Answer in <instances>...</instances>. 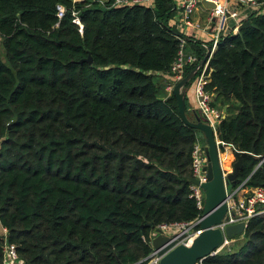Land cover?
<instances>
[{"label": "trees", "instance_id": "obj_1", "mask_svg": "<svg viewBox=\"0 0 264 264\" xmlns=\"http://www.w3.org/2000/svg\"><path fill=\"white\" fill-rule=\"evenodd\" d=\"M151 1L0 0V264L4 240L24 264H145L158 224L198 215L188 178L205 139L159 96L181 34L174 1ZM260 6L220 37L204 88L226 106L221 151L246 152L233 184L264 187ZM182 37L198 61L211 45ZM233 238L201 264H264V214Z\"/></svg>", "mask_w": 264, "mask_h": 264}, {"label": "built area", "instance_id": "obj_2", "mask_svg": "<svg viewBox=\"0 0 264 264\" xmlns=\"http://www.w3.org/2000/svg\"><path fill=\"white\" fill-rule=\"evenodd\" d=\"M207 1L213 3V8L205 7L202 2ZM180 17L178 18V27L180 28H196L195 21L193 19V13L197 6H204L207 10V22L209 24L210 31L212 33L209 46L210 51L204 62L200 64L197 56L192 51L185 49V39L182 37L184 33L179 32V49L176 57L170 65V73L172 82L166 85V88L172 93L175 84L185 76V70L187 66L194 65V75L197 78L194 82V93L196 108L204 118L214 134L217 136L216 130L220 120L223 118V111L212 105V93L205 90V76L209 58L211 57L218 40L224 34L221 33L226 26L228 17H233L236 10H240L243 6L249 5L259 10L260 5L264 4V1L258 2V0H178ZM113 4L117 6H131L134 4H144L147 6L152 5L151 0H113ZM75 22L79 24L78 19ZM239 23V22H238ZM207 52V45H204ZM206 54V53H205ZM193 75V76H194ZM217 141L219 142L218 138ZM207 164L205 154V144H203L199 138L193 144L191 151V170L192 177L196 178L199 182L198 185L190 183L191 194L190 197L194 198L196 207L199 211L198 215L190 221L160 223L149 233V244L151 246L152 239L158 234L159 230L162 234L172 237L176 244L188 245L193 238L199 232V224L203 218V206L204 198L202 196L203 189L201 184L207 181L206 171L203 169ZM226 173L231 171L225 170ZM248 177L237 184H230L225 187V204L226 211L221 219V222L216 225L224 231L227 225L243 222L246 228L250 218L260 216L264 214V187L262 186H250L247 184ZM4 235L6 230L3 229ZM234 239H225L223 248L228 246ZM152 248V246H151ZM221 251V250H220ZM218 251V252H220ZM216 252V253H218ZM162 254L158 250L152 248L151 252L142 258L139 262H145V264H158ZM3 264H24L20 259L16 245L9 243L6 240L3 242Z\"/></svg>", "mask_w": 264, "mask_h": 264}, {"label": "water", "instance_id": "obj_3", "mask_svg": "<svg viewBox=\"0 0 264 264\" xmlns=\"http://www.w3.org/2000/svg\"><path fill=\"white\" fill-rule=\"evenodd\" d=\"M202 4L207 8L214 7L211 2L203 1ZM209 51L210 48L208 46L207 52L200 61V64L206 60ZM82 61L91 64L92 58L88 55ZM194 71L195 69L191 70L178 81L173 87L172 93L176 98L178 111L182 120L201 131L205 137L207 164L203 169L206 171L207 181L201 184L203 189L202 196L204 198L203 218L199 224L198 234L188 245L176 244L172 237L164 235L157 230L158 234L152 239L151 246L162 254L158 264H201L204 258L214 255L223 249L225 239H233L234 236L243 234L245 230L243 222L227 225L224 231L216 227L221 222L226 211L225 187L234 183L238 170L242 166V155L246 152L233 151L235 161L232 163L231 172L226 173L222 168L220 160V142L217 141V136L211 127L203 119L197 118V122H192L187 118L182 88L193 77ZM225 113L226 106L223 109V118L225 117ZM188 181L194 185L199 184L198 180L194 177H189Z\"/></svg>", "mask_w": 264, "mask_h": 264}, {"label": "crops", "instance_id": "obj_4", "mask_svg": "<svg viewBox=\"0 0 264 264\" xmlns=\"http://www.w3.org/2000/svg\"><path fill=\"white\" fill-rule=\"evenodd\" d=\"M173 1L175 4L176 13L173 16V18L170 20V23L175 25L176 28L178 29V31L179 30L182 31L185 36H189L190 38H192L195 41H200L203 43L210 42L212 33L210 31L209 24L207 22L208 12L207 13L204 12V10H206L205 7L203 5H202L203 7H201V8L199 6H197V8L195 9V11L193 13L192 17L197 23L196 28H188V27L180 28V27H178L177 24H178V20H179L178 18L180 17V13H181L180 11L181 10L179 9L178 0H173ZM256 11H258V10L252 6H249V5L243 6L240 10H236L235 11L236 14L233 17H228V20L226 22V26L222 30L221 33H225L227 30H230L232 28L236 29V27L238 25V21L240 20V18L243 19V18L247 17L250 13H253ZM197 21H200V22H197ZM160 75L166 79V85L173 81L169 74L161 73ZM196 78L193 81H191L190 83H189V81H190L189 80L182 88L183 98H184V103H185V114L187 111L190 118H188L187 115L186 116L192 122H197V118L200 120L202 119L201 114L199 113V111L196 108V102H195L194 82H195ZM207 78H208V75L205 76V83L207 82ZM166 85L164 87V94H163L164 97L171 94V92L166 88ZM212 95H214V94H212ZM215 107H217V106H215ZM224 107L225 106H223V108H221L222 111H223ZM200 133H201V135H203V133L201 131H200ZM203 137H204V135H203ZM204 139H205V137H204ZM199 140L203 143V141L201 140V137L199 138ZM203 144H205V141ZM233 151H234V149L232 146L226 145V146H224V149L222 150L223 153H221V154L225 155L226 158L231 159V162H232L233 156H234ZM220 160H221L222 168L224 170H227L223 167V161H222L221 157H220ZM228 171H230V169L227 170V172Z\"/></svg>", "mask_w": 264, "mask_h": 264}, {"label": "rangeland", "instance_id": "obj_5", "mask_svg": "<svg viewBox=\"0 0 264 264\" xmlns=\"http://www.w3.org/2000/svg\"><path fill=\"white\" fill-rule=\"evenodd\" d=\"M73 1H76V2H83V1H85V0H73ZM200 8L201 7H203V6H199ZM204 12L205 13H207V10H204ZM242 18H240V20H241ZM239 20V21H240ZM195 21V20H194ZM238 21V22H239ZM197 22H200V21H197ZM195 24L197 25V23H196V21H195ZM0 57H1V59L5 62V57H4V53H3V49H2V46H1V41H0ZM154 80L155 81H157L158 83H159V96H163V94H164V87H165V85H166V79L165 78H163L160 74H158V75H154ZM203 120H204V118H202ZM221 151V150H220ZM221 153H223L222 151H221ZM235 161V158H234V156H233V160H232V162H231V159H228L227 158V160L225 161V162H223V167L225 168V169H227V170H229L230 169V171H231V169H232V163ZM234 240L236 239V238H233ZM233 240V241H234ZM242 239L240 238L236 243H238V242H240ZM233 244V243H232ZM232 244H229L228 246H226V247H224L223 249H229L230 247H231V249H232ZM222 249V250H223Z\"/></svg>", "mask_w": 264, "mask_h": 264}, {"label": "bare ground", "instance_id": "obj_6", "mask_svg": "<svg viewBox=\"0 0 264 264\" xmlns=\"http://www.w3.org/2000/svg\"><path fill=\"white\" fill-rule=\"evenodd\" d=\"M221 159H222V156L220 155Z\"/></svg>", "mask_w": 264, "mask_h": 264}]
</instances>
